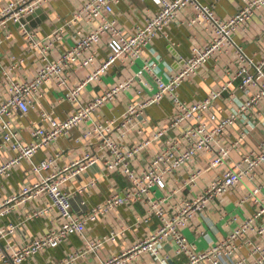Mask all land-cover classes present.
Here are the masks:
<instances>
[{"label":"built area","instance_id":"built-area-1","mask_svg":"<svg viewBox=\"0 0 264 264\" xmlns=\"http://www.w3.org/2000/svg\"><path fill=\"white\" fill-rule=\"evenodd\" d=\"M49 1L52 0H11L0 9V30L7 29L10 23L22 26L28 49L37 48L41 59L34 75L23 80L15 78V74L23 66L24 58H13L9 65L0 60L4 96L0 98V152L14 153L0 163V178L23 160H27L38 175L37 182L23 186L0 202V216L16 205L46 194L49 203L41 214L55 212L60 223L57 228L19 247L1 245V239L10 234L13 227L1 228L0 264H20L46 247H56L72 234L83 235L86 224L94 222L101 214L137 201L145 205L144 221L156 217L158 227L127 250L97 264H124L144 253L152 257V264H170L169 257L162 255L168 238H172L176 256L185 257L186 264H264V182L258 180L260 169L264 167V58L256 61L248 56L237 36V32L244 31L259 14L264 0H240L236 13L225 19L217 17L212 6L200 0H152L158 11L146 15L131 33L123 30L113 14L119 0H76L70 21L96 24L89 30L79 27L72 45L54 57H51L52 47L62 38L64 30L40 42L32 28L26 29V22H22ZM173 23L207 25L212 34L205 45L194 46L189 56L179 57L176 71L164 79L157 72L156 60L144 55L154 39ZM10 35V31H6L4 38ZM2 41L0 38V44ZM104 41L108 52L104 60L97 62L98 46ZM230 49L236 56V66L228 73V79L200 100H182L178 95L179 87L197 75L209 60ZM138 60H142V65L134 70L132 67ZM117 62L130 66V73L89 100H82L83 88L100 83ZM76 68L89 71L79 83L70 85V75ZM147 74L150 81L144 79ZM48 83L63 87L64 98L73 104L74 111L64 119L42 112L40 120L44 125L33 127L30 134L34 140L25 142L21 131L15 127L13 116H25L36 100L43 97ZM136 85L140 86L136 91L139 99L130 102L120 117L94 118L99 108L129 93ZM165 98L173 104L174 113L153 125L152 132L145 136V127L150 126L147 109ZM220 100L225 104L223 115L218 113ZM73 128L81 129L85 138L91 136L97 151L105 153L104 168L108 172L118 171L128 182L124 190L94 205L84 216L73 213L70 193L64 189V184L99 161L98 153L87 151L82 158L62 167L57 166L52 157L37 163L33 161L39 148L59 136L69 135ZM255 132L258 137H253ZM153 144L156 149L147 161L140 168L133 167ZM233 152L240 156L238 160H233ZM203 158L206 160L201 165ZM208 169L221 172L201 186ZM45 171L50 173L44 174ZM176 177L181 180L180 185L164 195H154L155 190L166 187L167 179ZM247 180L252 181V187L248 186L236 202L243 209L244 217L231 232L204 249L189 242L182 230L211 205L223 206L226 194L247 184ZM187 188L192 194L183 197L181 191ZM82 191L84 188L79 190ZM248 204L254 207L252 212L246 210ZM116 236L117 233L111 232L108 238L113 241ZM244 241L248 252L239 255V246ZM99 243L100 240L89 242L86 247L71 251L60 264H75L87 248Z\"/></svg>","mask_w":264,"mask_h":264},{"label":"crops","instance_id":"crops-1","mask_svg":"<svg viewBox=\"0 0 264 264\" xmlns=\"http://www.w3.org/2000/svg\"><path fill=\"white\" fill-rule=\"evenodd\" d=\"M8 1L11 0H0V9ZM200 2L211 5L217 17L222 19L233 16L241 4L240 0H200ZM76 3V0H52L43 3L40 7L41 13L31 16L25 23V28H32V31L36 33V39L40 42L50 38L60 29L64 30L62 38L52 47L51 57L56 56L63 48L72 45L75 32L79 27L83 30H89L96 24V22L87 24L84 21L75 24L70 21ZM156 11H158V6L152 0H119L114 7L113 14L123 30L131 33L135 25L140 23L146 15ZM190 11L191 9L188 8L187 13ZM42 15L45 18H42ZM189 16L190 14H188V18ZM6 31L11 33L8 38H4ZM211 34L212 31L207 25L188 26L187 24L173 23L165 29L163 35L154 39L144 56L156 60L157 72L164 79H168L176 71L179 57L189 56L194 46L205 45ZM237 36L238 42L248 56L256 61L264 58V7L245 26L244 31L241 29L237 32ZM0 38L3 39L0 44L1 62L4 65H9L13 58H24L25 62L16 71L15 78L23 80L33 76L41 62L40 52L37 48L28 49L29 46L23 27L10 23L7 29L0 30ZM107 52L106 42L104 41L98 46L97 62L104 60ZM141 65L142 60H138L132 68L138 70ZM235 66L236 56L233 50L230 49L226 54L209 60L197 75L179 87L178 95L187 102L206 97L212 89L228 79V73L234 70ZM88 71L89 69L83 68L74 69L70 75L69 84L76 85L79 83ZM129 73L130 66L122 65L120 62L113 64L102 77L100 83H92L83 88L81 99L89 100ZM144 79L150 81L151 77L147 74ZM1 82L2 76L0 74V98L4 97ZM138 89H140V86L136 85L135 89L129 93H124L116 101L99 108L94 118L98 120L120 117L130 102H136L139 99L136 94ZM43 91V97L36 100L32 109L25 116L19 117L17 114L13 116L15 127H18L21 131V138L25 142L34 140L30 134L33 127L44 125L41 124L43 122L40 120L42 112H47L57 119H64L74 111L73 104L64 98L65 90L63 87L59 88L56 83H48ZM217 107L219 108V115L225 114L223 100L218 101ZM173 113L174 106L167 98L150 106L147 109L150 126L145 127L144 135H149L154 129L152 128L153 125L166 120ZM81 132V129L73 128L69 135L59 136L47 146L39 148L33 157L35 163L52 157L56 161L55 164L62 167L82 158L87 151L98 153L99 161L71 177L64 184V189L70 193L73 213L78 216H84L91 207L102 203L111 194L121 192L128 185L127 180L118 171L108 172L104 168L103 158L106 157L105 153L103 151L98 152L97 144L91 143L93 141L92 137L85 138ZM258 136V133L255 132L253 137ZM135 137L138 138V136ZM155 149V144L146 149L133 164V167L140 168ZM13 154L12 151H1L0 163L7 156ZM232 158L238 160L240 156L233 152ZM205 160L206 158H203L200 164L204 165ZM220 172L221 170L208 169L203 176L201 186ZM49 173L50 171L44 172V174ZM37 179L38 175L32 171L30 163L23 160L8 175L0 178V202L23 186L37 182ZM258 180L264 182V167L260 169ZM180 181L178 177L167 179L166 187L155 190L154 195H164L171 188L180 185ZM248 186L252 187V181L247 180V184L245 182L239 188L226 194L223 206L219 207L213 204L203 215H197L191 221V224L182 230L187 240L198 249H204L208 244L216 243L230 233L232 228L244 217L243 209L238 207L236 202ZM81 188H84V191L79 192ZM191 194L189 188L181 191L183 197H190ZM48 200V196L42 194L24 204L14 206V208L0 216V229L13 227V231L1 239V245L3 247H19L34 237L57 228L60 220L55 212L41 214V210L48 206ZM246 210L252 212L254 207L248 204ZM144 212L145 205L142 201L118 206L101 214L94 222H88L83 235L72 234L56 247H46L39 253L24 259L20 264H60L62 259L71 251L86 247L89 242L100 240V243L94 248H87L85 255L76 260L75 263L97 264L100 260L116 256L127 250L158 227V218L152 217L148 221H144ZM111 232L117 233L113 241L108 238ZM173 247L172 238H168L163 246L162 255L169 257L170 264H186L185 257L176 256ZM239 247V255H245L248 252L249 247L246 241L241 242ZM152 262V257L144 253L139 257H133L124 264H152Z\"/></svg>","mask_w":264,"mask_h":264},{"label":"water","instance_id":"water-1","mask_svg":"<svg viewBox=\"0 0 264 264\" xmlns=\"http://www.w3.org/2000/svg\"><path fill=\"white\" fill-rule=\"evenodd\" d=\"M37 13H41V8L37 9L34 13H32L31 15L27 16L26 19H23L22 22H26L28 20V18H30L31 16L37 14ZM42 18H45V16L42 15Z\"/></svg>","mask_w":264,"mask_h":264}]
</instances>
